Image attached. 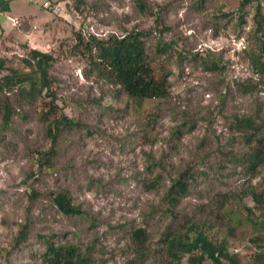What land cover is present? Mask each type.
Segmentation results:
<instances>
[{"label": "rangeland", "instance_id": "rangeland-1", "mask_svg": "<svg viewBox=\"0 0 264 264\" xmlns=\"http://www.w3.org/2000/svg\"><path fill=\"white\" fill-rule=\"evenodd\" d=\"M51 1L64 11L44 7L43 0L1 1L0 58L22 72L29 48L51 54L59 113L83 126L63 129L53 165L40 167L37 153L49 144L42 101L7 94L13 113L7 125L0 115V264H42L45 239L73 245L89 264H166V235L191 222L213 239L233 223L243 236H228L230 248L248 260L255 248L244 216L247 208L254 215L260 209L247 190L264 187V167L250 177L232 158L246 147L231 123L250 116L264 127V76L252 72L248 57L253 4L240 18L239 0H140L149 13L137 0ZM130 29L146 32L149 60L170 72L169 96L130 97L72 53L77 31L105 38ZM163 42L170 46L158 53ZM214 60L222 65L208 69ZM185 168L191 186L170 210L164 192ZM156 174L162 181L147 189ZM60 190L80 213L57 209L50 193ZM23 226L28 236L18 241ZM138 227L147 234L142 256L130 236Z\"/></svg>", "mask_w": 264, "mask_h": 264}, {"label": "trees", "instance_id": "trees-1", "mask_svg": "<svg viewBox=\"0 0 264 264\" xmlns=\"http://www.w3.org/2000/svg\"><path fill=\"white\" fill-rule=\"evenodd\" d=\"M80 2L81 0H75ZM143 12H150L143 2L137 0ZM253 4L252 37L249 63L252 72L264 76V0H239L237 10L241 18L243 8ZM152 15H155L154 12ZM157 22L159 16L155 17ZM161 31V30H160ZM145 31L130 29L123 34L110 33L105 38H98L92 34L75 32V44L73 54L80 55L95 70L96 76L104 79L117 87L126 95L136 98H164L170 95L168 80L169 71L148 58L144 36ZM166 45L163 42L157 46L158 53H164ZM26 70L19 71L16 67L5 66V60L0 58V92L4 97L0 98V115L3 124L10 122L13 108L8 93L17 94V98L30 104L42 101L41 113L44 119H49L46 128L48 146L38 151L37 163L40 167H51L52 159L56 155L55 145L59 133L63 129L82 127L83 124L64 113H59L58 97L54 91V80L50 76V69L54 64V57L48 52L36 48H29L21 59ZM222 65L219 61H212L208 69H219ZM245 89L249 85L245 82L237 83ZM231 126L234 132L240 135L246 150L232 158L239 160L243 172L250 177H255L264 167V127L257 124L250 116H234ZM226 155V153H224ZM228 160V158H225ZM153 166H161L159 162H151ZM192 174L188 168L177 173L167 186L163 199L170 210H173L178 201L184 196L191 186ZM162 181L160 174H156L145 183L147 189H157ZM247 193L253 202L259 207V214H252L247 208L248 214L244 219L249 224L247 241L254 246V251L248 260L243 261L238 251L230 248L229 238L243 236L236 225L228 224L226 234L219 239L210 237L204 228L195 222L189 223L182 231L166 235L165 257L166 264H264V187L251 186ZM29 196L36 197L37 193L30 189ZM51 200L57 209L65 215H73L81 212L80 206L71 201L70 194L66 190L50 193ZM240 219L237 221L239 224ZM28 236L26 226L19 230L16 240L23 241ZM131 239L136 244L138 256L144 254L143 247L147 241L144 228H135L131 232ZM41 252L42 264H89L90 258L78 252L77 248L68 243H59L45 239Z\"/></svg>", "mask_w": 264, "mask_h": 264}, {"label": "built area", "instance_id": "built-area-1", "mask_svg": "<svg viewBox=\"0 0 264 264\" xmlns=\"http://www.w3.org/2000/svg\"><path fill=\"white\" fill-rule=\"evenodd\" d=\"M1 1L2 0H0V10L2 9ZM42 5L46 8L56 11V13L64 11V6L57 1L43 0Z\"/></svg>", "mask_w": 264, "mask_h": 264}]
</instances>
